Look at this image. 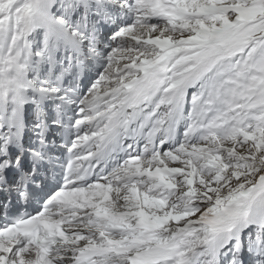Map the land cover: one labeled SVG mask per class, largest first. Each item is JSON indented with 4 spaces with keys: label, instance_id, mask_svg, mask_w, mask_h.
<instances>
[{
    "label": "snow or ice",
    "instance_id": "1",
    "mask_svg": "<svg viewBox=\"0 0 264 264\" xmlns=\"http://www.w3.org/2000/svg\"><path fill=\"white\" fill-rule=\"evenodd\" d=\"M0 264H264V0H0Z\"/></svg>",
    "mask_w": 264,
    "mask_h": 264
}]
</instances>
